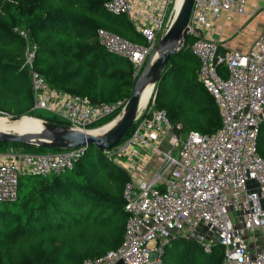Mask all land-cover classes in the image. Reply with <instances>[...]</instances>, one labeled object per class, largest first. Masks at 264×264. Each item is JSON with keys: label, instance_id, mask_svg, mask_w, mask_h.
<instances>
[{"label": "built area", "instance_id": "2783aa9c", "mask_svg": "<svg viewBox=\"0 0 264 264\" xmlns=\"http://www.w3.org/2000/svg\"><path fill=\"white\" fill-rule=\"evenodd\" d=\"M175 4L176 0H108L104 10L127 17L143 43L98 29V44L135 66L137 77L168 29ZM246 4L247 0H194L187 34L199 62L198 81L212 97L221 126L210 135L178 134L180 127L155 109L153 101L146 106L130 136L105 152L119 159L136 150L142 159L139 170L135 164L128 167L129 173L137 171L141 178L135 181L128 176L123 188L127 219L122 242L116 250L82 264H164V247L177 237L196 243L207 255L220 246L221 264H264L260 244L264 241V157L257 152L264 121V23L244 51L225 48L221 31L216 30L224 16H244ZM20 35L27 42L25 33ZM33 60L34 46L27 43L22 68L29 71L33 111H46L73 129L90 131L103 119L117 116L126 104L127 100L93 104L55 90L35 71ZM85 149L0 153V203L16 202L20 177L59 176ZM156 154L161 161L152 170ZM151 253L157 254L154 260L149 258Z\"/></svg>", "mask_w": 264, "mask_h": 264}, {"label": "trees", "instance_id": "16d2710c", "mask_svg": "<svg viewBox=\"0 0 264 264\" xmlns=\"http://www.w3.org/2000/svg\"><path fill=\"white\" fill-rule=\"evenodd\" d=\"M107 1L0 0V113L65 125L32 110L29 71L22 68L27 43L34 46L35 71L51 88L93 104L130 98L137 78L132 64L108 54L98 44L96 32L105 29L139 44L143 39L127 17L104 10ZM192 42L188 37L181 51L170 57L154 87L153 107L180 127L178 134L210 135L220 128L221 119L198 81ZM113 118L89 128L98 129ZM7 151L61 152L0 142V153ZM257 152L264 157V121ZM108 155L89 146L59 176L19 178L16 202L0 209V264H82L120 246L127 219L122 192L128 177ZM164 256L171 258L162 259L164 264H221L223 257L220 246L207 255L180 237L168 241Z\"/></svg>", "mask_w": 264, "mask_h": 264}, {"label": "water", "instance_id": "95a60500", "mask_svg": "<svg viewBox=\"0 0 264 264\" xmlns=\"http://www.w3.org/2000/svg\"><path fill=\"white\" fill-rule=\"evenodd\" d=\"M193 3L194 0L182 1L168 29L158 38L145 66L137 76L132 95L123 109L108 124L95 130L84 131L36 118L40 123L38 129L22 133L0 131V142L24 144L61 152L92 146L99 152L105 153L116 148L133 127L140 113L143 91L148 86L154 89L170 57L179 53L186 39L191 37L187 34V25ZM3 117H8L11 122L31 118L28 116ZM156 257V253H151L149 258L154 260Z\"/></svg>", "mask_w": 264, "mask_h": 264}, {"label": "crops", "instance_id": "0c3cea01", "mask_svg": "<svg viewBox=\"0 0 264 264\" xmlns=\"http://www.w3.org/2000/svg\"><path fill=\"white\" fill-rule=\"evenodd\" d=\"M263 6H264V4H263L262 0H247V4H246V8H245V14L246 15H244V18L250 19L251 17L253 18L255 16L256 24L258 23V25L260 27V30L257 32V35L255 36V38L260 34L262 24L264 22V10H263L264 7ZM236 17H238V16L234 15V14H231L228 19H226V16H224L221 20V24L216 28V30L222 32L220 39L222 40V43L224 44L225 48H227V49H237V47H238V45H235V47L232 48L230 46L231 42H229V39H227V37H225L223 34V32L228 30V28H229L228 26L231 25L232 22L235 21V19L237 20L236 24H238V25L240 24V21H241L240 18H242L243 16H241L239 18H236ZM238 25H235V28H238ZM223 26H224V28H222V30H221V27H223ZM243 35L244 34L241 32L238 33V37H240V38H242ZM214 37L217 38L218 35L216 34ZM141 162H142L141 155H137L136 150L135 151L133 150L132 152L128 151L126 153V155L121 158V160L119 161V164H118V162H117V164L125 172L127 177L129 176L133 180L139 181L140 180L139 178H141V174L137 173V171L129 173L128 167L130 165L135 164V166L139 170L141 168ZM250 242H249V247L253 248V243H252V241H250ZM260 244L262 246H264V241H262Z\"/></svg>", "mask_w": 264, "mask_h": 264}, {"label": "rangeland", "instance_id": "374dc122", "mask_svg": "<svg viewBox=\"0 0 264 264\" xmlns=\"http://www.w3.org/2000/svg\"><path fill=\"white\" fill-rule=\"evenodd\" d=\"M174 14L171 16V19L174 16ZM236 18H239V16L236 17ZM240 20H241L240 21V24L238 25V24H236L237 23V20L235 19V21H233L232 24L228 26L229 27L228 30L225 31V32H223V34H224L225 37H227V39H229V42H231L230 46L232 48H234L235 45H238L237 49L238 50H241V51H244L246 48H248V45L250 46V44L252 43V41L255 39V36L257 35V32L260 30V27H259L258 23L256 24L255 16L253 18L251 17L250 19L244 18V16H243L242 18H240ZM235 25H238V28H235ZM262 26H263V24H262ZM222 28H224V26L221 27V30H222ZM261 30H262V28H261ZM240 32L244 34L242 38L238 37V33H240ZM220 34L222 35V32ZM145 64H144V66H145ZM135 71H136V68H135V66H133V73H135ZM153 96H154V89L151 90V93H150V96H149L148 101L144 105H142L140 107V112L146 106L148 107L152 103ZM35 113L37 115H40V116H43V117H50V115L46 111H43V110H37V111H35ZM3 116H11V115L4 114V113H0V117H3ZM4 118H8V117H4ZM118 157L119 156H114L111 159L112 160L111 162L115 166L117 165V162L119 164V161L121 160V158L118 159ZM160 161H161L160 155L159 154H156L152 158V162L150 163L152 165V170H154L158 166V164H160ZM145 176L146 175H143V177H145ZM3 204L4 203H0V209L3 208V206H4ZM162 259L164 261H167V260H169L171 258L169 256H164V257H162Z\"/></svg>", "mask_w": 264, "mask_h": 264}, {"label": "bare ground", "instance_id": "6f19581e", "mask_svg": "<svg viewBox=\"0 0 264 264\" xmlns=\"http://www.w3.org/2000/svg\"><path fill=\"white\" fill-rule=\"evenodd\" d=\"M182 1L183 0H176L175 11H177L179 9ZM151 90H152V87L148 86L143 91L142 96H141L140 107L148 101ZM39 125H40L39 121L36 118H32V117L29 119L23 118V119H20L19 121H16V122H11L8 118L0 117V131H3V132L22 133V132H26V131H33V130L38 129ZM104 129H102V130H104Z\"/></svg>", "mask_w": 264, "mask_h": 264}]
</instances>
